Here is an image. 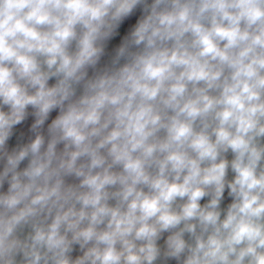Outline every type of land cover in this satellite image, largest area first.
I'll return each mask as SVG.
<instances>
[{
    "label": "clouds",
    "instance_id": "clouds-1",
    "mask_svg": "<svg viewBox=\"0 0 264 264\" xmlns=\"http://www.w3.org/2000/svg\"><path fill=\"white\" fill-rule=\"evenodd\" d=\"M0 264H264V0H0Z\"/></svg>",
    "mask_w": 264,
    "mask_h": 264
}]
</instances>
